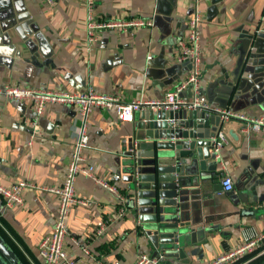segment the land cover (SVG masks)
Segmentation results:
<instances>
[{
	"label": "crops",
	"instance_id": "crops-1",
	"mask_svg": "<svg viewBox=\"0 0 264 264\" xmlns=\"http://www.w3.org/2000/svg\"><path fill=\"white\" fill-rule=\"evenodd\" d=\"M89 5L88 0H55L53 5L0 0V88L92 89L124 103L161 101L189 74L190 65L178 62V43L198 10L203 18L201 94L212 106L264 118V0H94V18L152 23L132 33L102 30L95 44L88 42ZM183 97L190 98L191 91ZM142 112L121 121L115 110L95 108L85 122L86 163L127 201L126 163L131 146L138 144ZM83 125L76 107L50 104L37 118L27 102L0 98V184L26 181L36 187L24 190L22 205L12 208L0 197V237L23 264H44L39 244L53 231L59 207L58 198L44 188L63 184ZM242 129L240 121L225 126V168L209 160L216 164L213 170L204 176L191 172L182 181L175 218L189 228L184 260L156 252L146 235L150 225L140 224L128 202L121 216L115 195L85 176L77 177L75 189L89 205L71 210L64 243L69 258L77 264H135L146 254L159 264H213L261 237L264 133ZM218 130L215 120L211 135ZM224 174L232 178L233 192L222 193ZM240 198L247 203L238 205ZM250 262L262 264L264 255Z\"/></svg>",
	"mask_w": 264,
	"mask_h": 264
},
{
	"label": "built area",
	"instance_id": "built-area-1",
	"mask_svg": "<svg viewBox=\"0 0 264 264\" xmlns=\"http://www.w3.org/2000/svg\"><path fill=\"white\" fill-rule=\"evenodd\" d=\"M47 4L53 5L55 0H44ZM89 1L90 13L88 17L87 32L88 42L95 44L98 42V34L102 30H119L123 33H132L141 27L151 26L148 20L133 18L119 20H101L92 16L94 0ZM197 3L200 0H194ZM202 14L195 10L188 19L187 32L178 43V62L188 63L190 71L188 76L181 81L172 91L166 94L161 101H132L129 103L122 102L118 97L97 94L89 89L82 93H72L68 91L30 89L21 86H4L0 88V98L15 100L18 102H27L31 105L37 118L41 117L48 105L63 104L76 107L84 119V125L80 129L79 137L75 145L73 160L69 164L64 182L59 187L44 188L50 194L58 198L59 207L56 222L51 234L46 236L39 244V255L43 259L44 264H77L71 260L64 248L66 236L68 234V221L71 210L74 205L88 206L89 202L80 200L76 196L75 183L78 176H85L93 180L96 184L104 187L113 193L120 205L119 213L124 215L126 196L112 186L107 180L99 177L93 165L87 164L83 156L84 151L89 147V138L85 125L89 114L95 109L115 110L121 121H130L134 114L150 109L153 111L164 110H190L206 112L219 118V130L211 137V154L214 155V162L220 163L225 168L221 160V151L227 142L225 126L230 122L240 121L243 123V132H263L264 118L251 117L247 114L224 109L210 105L206 98L201 94V65H202V49H201V24ZM191 91V97L185 98L183 94ZM33 127L38 130L37 122H33ZM35 133L33 134V136ZM133 149L131 150V152ZM222 193L233 192L234 186L232 178L228 174H224L221 180ZM26 189H36L34 185L26 181H20L11 187H5L0 184V197L5 201L6 206L12 208L22 205V192ZM102 229L98 231L100 234ZM264 234L255 239L243 243L233 252L219 258L213 264H247L264 255L262 250V241ZM248 255H255L250 260L246 259ZM251 263V262H250ZM135 264H159L156 258L146 254L141 255Z\"/></svg>",
	"mask_w": 264,
	"mask_h": 264
},
{
	"label": "water",
	"instance_id": "water-1",
	"mask_svg": "<svg viewBox=\"0 0 264 264\" xmlns=\"http://www.w3.org/2000/svg\"><path fill=\"white\" fill-rule=\"evenodd\" d=\"M215 120L218 126L219 118L206 112L147 109L136 123L138 144L131 146L125 170L130 192L127 202L140 224L150 225L146 235L155 251L168 258L184 260L190 245L189 228L175 218L179 191L189 173L204 176L216 166L209 162L214 161L210 127ZM244 203L240 198L238 205ZM0 264H23L1 237Z\"/></svg>",
	"mask_w": 264,
	"mask_h": 264
}]
</instances>
